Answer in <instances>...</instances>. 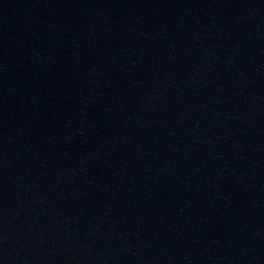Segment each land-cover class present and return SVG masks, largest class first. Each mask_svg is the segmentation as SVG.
Masks as SVG:
<instances>
[{"label": "water", "instance_id": "95a60500", "mask_svg": "<svg viewBox=\"0 0 264 264\" xmlns=\"http://www.w3.org/2000/svg\"><path fill=\"white\" fill-rule=\"evenodd\" d=\"M264 89V0H0V264H181Z\"/></svg>", "mask_w": 264, "mask_h": 264}]
</instances>
